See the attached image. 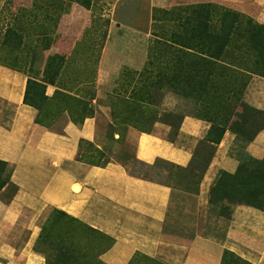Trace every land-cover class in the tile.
<instances>
[{
    "label": "crops",
    "instance_id": "crops-1",
    "mask_svg": "<svg viewBox=\"0 0 264 264\" xmlns=\"http://www.w3.org/2000/svg\"><path fill=\"white\" fill-rule=\"evenodd\" d=\"M5 1L0 0V10ZM253 1L259 6L254 19L264 23V0ZM131 3L116 7L123 16L112 12L99 71L107 80L122 65L140 67L147 52L149 36L133 23L129 14L138 8ZM213 60L212 75L221 89L237 92L247 106L264 112V75L245 76ZM27 78L25 71L0 62V160L5 162L6 180L0 188V264H44L34 245L48 209L63 211L112 238L99 256L105 264H130L136 253L166 264H225V251L264 264V210L238 203L227 216L209 200L220 173H234L241 156L264 157V126L242 145L236 132L225 127L218 142H211L214 152L197 189L174 186L145 175L138 165L161 160L185 168L191 163L211 128V122L197 114L196 99L164 93L158 110L181 117L173 134H165L170 124L155 122L152 130L131 132L118 156L98 165L78 158L82 142L102 151L109 147L95 118L67 120L59 130L38 123V109L23 101ZM55 89L45 82L46 95ZM8 185L16 190L6 193Z\"/></svg>",
    "mask_w": 264,
    "mask_h": 264
},
{
    "label": "rangeland",
    "instance_id": "rangeland-1",
    "mask_svg": "<svg viewBox=\"0 0 264 264\" xmlns=\"http://www.w3.org/2000/svg\"><path fill=\"white\" fill-rule=\"evenodd\" d=\"M128 1L91 0L86 7L74 0H6L0 10V62L56 86L50 96L44 93L45 85L29 87V100L39 107L45 126L59 130L67 120L95 118L96 129L109 147L102 151L82 142L78 153L79 158L95 163L116 158L131 132L152 130L155 122L170 124L165 134H173L179 117L157 108L164 93L196 99L197 114L210 121L212 128L192 163L182 168L157 160L138 168L165 183L197 189L210 139L229 126L242 145L264 126V112L248 107L237 92L221 89L224 86L212 75L211 62L218 58L245 76L264 75V47H252L243 31L246 23L264 24L253 16L259 6L253 0H130L138 8L129 14L133 23L149 36L147 52L140 67L122 65L107 80L99 74L103 42L113 13L125 15L116 7ZM231 18L234 26L239 21L244 24L226 31ZM257 34L264 38V31ZM219 36L227 46L211 57L219 52ZM240 56L246 57L243 63L236 61ZM201 58L207 60L201 62ZM241 158L243 171L236 178L244 179L238 182L223 175L212 195L220 213L227 216L238 203L264 210V162ZM12 190L8 185L6 193ZM40 228L34 248L43 254L44 264H105L99 256L111 241L102 232L56 209L45 211ZM224 262L246 264L231 253L225 254ZM130 264L166 263L139 253Z\"/></svg>",
    "mask_w": 264,
    "mask_h": 264
},
{
    "label": "trees",
    "instance_id": "trees-1",
    "mask_svg": "<svg viewBox=\"0 0 264 264\" xmlns=\"http://www.w3.org/2000/svg\"><path fill=\"white\" fill-rule=\"evenodd\" d=\"M74 1H76V2H78L80 5H83V6H88V5H90V3H91V0H74ZM232 17V16H231ZM234 19V18H233ZM235 19H236V16H235ZM242 24H244L242 21H239L238 22V25L241 27V25ZM238 25H236V26H234V21L232 20V18H231V20H230V22L227 24V25H225L227 28H226V31L227 30H229V31H231V30H234V31H236V30H238ZM245 26H244V28H243V31H245L247 34H248V41L251 43V45H252V47H255V48H262V47H264V38L263 37H258L257 35V33L259 32V31H264V24L263 25H260V24H258V25H256V24H254V22H251V23H246V24H244ZM223 35V34H222ZM243 36V35H242ZM219 38H220V44H218V51L219 52H217V53H215V54H213L211 57H215V56H218L222 51H223V48H225L226 46H227V44H224V40H223V38L221 37V36H219ZM222 38V39H221ZM182 46H185V45H182ZM36 84L37 86H39V87H41V88H44V85H45V83H43V82H39V81H37V80H35V79H33V78H31V77H29L28 76V78H27V81H26V88H25V92H24V96H23V101H24V103H27V104H29V105H32V106H34V107H36L37 109H38V115H37V117H36V121L38 122V123H41V124H44V123H42V121L39 119V117H40V115H39V107L37 106V104L36 103H34V102H31L29 99H31L30 97H29V87H30V85L31 84ZM249 107V106H248ZM251 108V107H250ZM260 112H263V111H260ZM169 114H172V113H169ZM172 115H175V116H178L179 117V121H180V119H181V117H180V115H178V114H172ZM179 121H178V123H179ZM77 122H81V121H77ZM178 123H177V125H178ZM45 125V124H44ZM177 125H176V127H175V129H174V131L176 130V128H177ZM229 127V126H228ZM263 127V126H262ZM261 127V128H262ZM211 128H212V124H211ZM211 128H210V130H211ZM231 130L233 129V128H231V127H229ZM224 130V129H223ZM222 130V131H223ZM222 133V132H221ZM221 133H220V135H221ZM256 134V132H253L252 133V135L248 138V140L247 141H249V140H251L253 137H254V135ZM208 136V135H207ZM206 136V137H207ZM219 138H220V136L218 137V138H216V139H210L211 140V142L212 143H217L218 142V140H219ZM210 150L208 151V155H207V157H206V160H205V162H204V165H203V167H202V169H201V174L200 175H202V173L204 172V170H205V168H206V166H207V164L209 163V161H210V158H211V156H212V154H213V152H214V145L212 144L211 146H210ZM194 157H195V154H194ZM194 157H193V159H192V161L194 160ZM246 157H248V158H250L251 160L253 159V162H255V163H258V164H263V162H264V157L263 158H261V159H255V158H252V157H250V156H246ZM78 158H79V156H78ZM79 159H81V158H79ZM241 157H240V161H239V164H238V168H237V170L234 172V173H227V172H221L220 173V175H219V177H218V179H217V181L210 187V192H209V200H210V202H212V203H214V204H216V202H214L213 200H212V195L214 194V192H215V190H217V188H218V186H219V184H220V182H221V177L223 176V175H228V176H230L231 178H233V179H235L243 170H242V167H243V164L241 163ZM192 161H191V163H192ZM88 162H90V163H92V164H104V163H106L107 161H105V162H103V163H95V162H93V161H88ZM190 163V164H191ZM189 164V165H190ZM188 165V166H189ZM4 169H5V162L4 161H2V160H0V188L6 183V180H4L3 178H2V172L4 171ZM201 177V176H200ZM237 179V181L238 182H241L244 178L242 177V178H236ZM12 187H13V190H12V192H14L15 190H16V187L14 186V185H12ZM58 212L60 213V214H66L65 212H63V211H60V210H58ZM67 215V214H66ZM69 216V215H68ZM71 217V216H70ZM92 229H94V228H92ZM96 230V229H95ZM98 231V230H97ZM100 232V231H99ZM107 236V235H106ZM109 239H110V244L109 245H111V243H112V238H110L109 236H107ZM109 245L108 246H106L101 252H103L104 250H106L108 247H109ZM100 252V253H101ZM226 253H231V252H229V251H225L224 252V257H225V254ZM136 254H139V253H136ZM135 254V255H136ZM231 254H233V253H231ZM134 255V256H135ZM243 262H245L246 264H251V263H249V262H246V261H244V260H242ZM225 263V262H224Z\"/></svg>",
    "mask_w": 264,
    "mask_h": 264
}]
</instances>
